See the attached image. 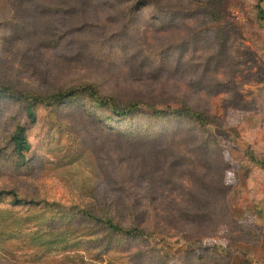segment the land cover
Here are the masks:
<instances>
[{"label":"rangeland","instance_id":"374dc122","mask_svg":"<svg viewBox=\"0 0 264 264\" xmlns=\"http://www.w3.org/2000/svg\"><path fill=\"white\" fill-rule=\"evenodd\" d=\"M260 5L0 0V264H264Z\"/></svg>","mask_w":264,"mask_h":264},{"label":"trees","instance_id":"16d2710c","mask_svg":"<svg viewBox=\"0 0 264 264\" xmlns=\"http://www.w3.org/2000/svg\"><path fill=\"white\" fill-rule=\"evenodd\" d=\"M258 9H259L260 19L264 20V10H263L262 6L261 5L258 6ZM70 95H71L70 92H64V93L59 92L58 94H54L52 97L57 99V100H63L66 97H69ZM114 108H115V110H117L116 107H114ZM131 109L132 108L129 107V108H126L125 110H123L121 112L119 111V113L128 112ZM187 112L190 115L199 116V114H196V112H190V111H187ZM27 114H28V117L30 118L31 121H35L36 115H35V110H34L32 105L27 107ZM12 141H13L14 146L16 148L17 154L19 155V162L21 164H25L27 162L26 152L30 149L31 146H30L29 140L26 136V128L24 125H18L17 126L15 132L12 135ZM5 195L13 196L15 204H21V202H23V200L20 199L17 196V193L13 190H0V196H5ZM27 202L28 203H36L35 201H27ZM87 215L89 218H93L96 221H101L103 223H106L113 230L119 231L121 233H126V234H129L132 236H139L140 235L139 231L127 229V228H124L118 224H114L112 222V220H110V219L103 220L102 218H98V217H96L92 214H89V213Z\"/></svg>","mask_w":264,"mask_h":264}]
</instances>
